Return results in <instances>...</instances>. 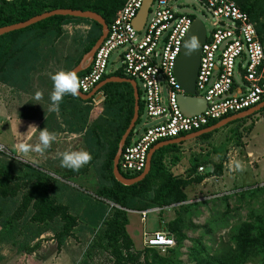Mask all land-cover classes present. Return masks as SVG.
<instances>
[{
	"label": "trees",
	"instance_id": "16d2710c",
	"mask_svg": "<svg viewBox=\"0 0 264 264\" xmlns=\"http://www.w3.org/2000/svg\"><path fill=\"white\" fill-rule=\"evenodd\" d=\"M125 1L0 0V27L55 9L91 10L110 24ZM236 2L249 14L264 45V0ZM79 24L89 25V28L84 31L74 29L72 33L65 28L67 25ZM101 34L102 25L97 21L55 15L0 36V84L5 85L16 97V105L22 106L23 102L33 98L36 91H40L42 97L39 101L27 103L28 106L33 104L29 109L33 111V115L42 118L46 123V126L42 123L40 129L45 127L51 131L50 119L59 117L58 121L54 119L56 128L51 131L56 137L62 132L83 134V143L92 157L91 160L78 171L67 169L68 173L61 177L69 180L72 176L92 168L99 178L96 197H93L53 177L38 164L13 158L0 159V247L9 245L17 252L32 253L38 247L40 237L48 231L53 232L58 246L61 247L71 236L78 219L83 218L89 229L95 233L83 263H87V258L92 259L97 253L108 252L112 264H184L180 255L184 240L189 239L184 231L188 227L186 219L189 220L193 214H200V207L207 203L188 202L185 189L189 185L201 183L210 175L221 176L224 160L211 161L208 157L204 159L198 156L185 166L177 157L179 145L171 144L154 153L150 172L143 180L133 185H124L114 177L113 164L118 143L134 113V92L128 82L105 84L99 90L104 94L103 106L95 109L91 99L83 100L78 95H65L57 112H49L45 107L52 90L51 75L61 69L71 71L76 67ZM83 72L78 73L77 78ZM110 76L126 77L122 70H118L107 74L103 79ZM82 103L88 104L87 107H83ZM25 106L21 109L24 110ZM139 106L140 116L126 140V146L131 143L144 114V104L140 99ZM21 109H18L17 116L25 114ZM220 120L222 119L210 122L205 128ZM242 120L245 118L238 121ZM215 131L205 133L199 138L207 141ZM238 136L242 138L241 132ZM210 164H213L212 170L198 174L199 167ZM120 173L125 178H134L142 172L131 173L120 168ZM57 183V192L60 194H51ZM263 191L264 186H256L243 189L238 194L242 200L247 199L250 206L254 203L255 196ZM228 198L225 196L221 199L225 205L222 216L213 215L212 220H207V224L202 227L210 235L218 227L226 229L230 226L228 238H222L215 248L206 246L201 237L190 238L193 246L188 248L189 258L193 264H264V199L260 208L253 207L246 219L232 225L230 216L234 218L236 213L231 214ZM168 206H173L177 213L175 219L168 224L169 231L176 235L177 240L173 247L167 249L169 254L161 255L156 248L151 247H145L141 251L135 249L127 230L128 211L153 208L162 210ZM3 260L4 255L0 252V262Z\"/></svg>",
	"mask_w": 264,
	"mask_h": 264
},
{
	"label": "built area",
	"instance_id": "2783aa9c",
	"mask_svg": "<svg viewBox=\"0 0 264 264\" xmlns=\"http://www.w3.org/2000/svg\"><path fill=\"white\" fill-rule=\"evenodd\" d=\"M192 1L203 8V17L209 19L210 28L204 25L206 40L195 81V95L205 99L207 106L203 112L188 116L178 103V96L184 91L175 66L193 20L200 19L195 14L196 6L189 4ZM144 2L125 1L108 24V32L90 64L78 78V89L84 94L93 91L107 74L118 70L136 82L139 99L144 104L143 117L154 122L141 119V133L136 131L131 143L122 150L119 166L131 173L145 170L149 151L157 143L200 131L214 120L264 101V45L249 14L236 0H184L183 3L153 0L143 27L137 29L135 20ZM113 55L120 65L109 70ZM96 94L92 101L94 108L104 100L103 92L98 90ZM147 212L139 211L142 220ZM145 243L156 249H168L176 244L173 237L162 231L153 233Z\"/></svg>",
	"mask_w": 264,
	"mask_h": 264
},
{
	"label": "rangeland",
	"instance_id": "374dc122",
	"mask_svg": "<svg viewBox=\"0 0 264 264\" xmlns=\"http://www.w3.org/2000/svg\"><path fill=\"white\" fill-rule=\"evenodd\" d=\"M183 3L184 0H179ZM189 1V0H185ZM191 5H195L197 11L195 12L197 17H200L203 24L206 28H210L209 19L203 17V8L196 2H189ZM191 5H189L191 7ZM193 10L192 7L190 9ZM84 24H82L83 26ZM86 28H89V25H84ZM84 26L82 28H77L79 31H84ZM66 28V27H65ZM72 30L67 29L69 33L73 32ZM112 64L109 67V70L119 67L120 62L117 60L116 55L112 57ZM98 94L94 96L91 100L93 101ZM16 97L11 94L8 88L5 85L0 84V140L2 141V134L6 129L7 132H10L9 135L12 136L13 133L16 134V139L22 138L23 131L24 136L27 135L28 131L32 128L35 121L32 118H35L33 111L29 110L31 106H28L31 102H34L33 98H29L26 102H23V105L26 108L23 110L21 107L16 105ZM29 103V104H27ZM92 107H93V102ZM83 107H87L88 104H81ZM98 106H103L102 102ZM46 108L49 107V101L46 103ZM94 108V107H93ZM103 108V107H102ZM101 108V109H102ZM12 109V110H10ZM18 109L24 111L25 114L17 116ZM95 109V108H94ZM31 111V112H30ZM57 114V113H56ZM28 115V116H26ZM13 117L12 120H7V117ZM19 119V120H18ZM144 122H154L147 120L145 117H141ZM244 119V118H243ZM54 120V118H53ZM64 120H62L63 122ZM142 123V122H141ZM9 125V129L6 126ZM32 125V126H30ZM46 126V123H44ZM30 126V127H29ZM53 126L56 127V121L54 120ZM29 127V128H28ZM64 127H67L66 125ZM143 124L141 126L137 125V133H141ZM13 131V132H12ZM52 131V130H51ZM39 132V131H38ZM242 134V138L238 136V133ZM74 133L71 147L66 146V140H62L59 144L53 142L50 144L49 148L44 152H34L30 151L27 154H22L18 149H13L12 146L4 145L0 143V154L5 156H0V159H17L24 162H31L33 164H38L42 166L46 171L50 173L53 177L58 178L60 181L68 183L72 187H76L82 191L87 192L90 196L96 197L95 191L98 186V175L92 168H88L87 171L82 174L72 176L69 180H65L61 176L64 173H68L66 168L60 167L59 164V154L69 150H80L87 148L83 143V134L82 132ZM58 137V136H57ZM56 137V138H57ZM38 135H34L33 132L28 137L27 144L35 147L38 143ZM56 143L58 144L57 148ZM178 148L177 157L180 160L182 165H189L195 157L200 156L201 158L211 159V161H218L219 159L224 160L223 174L210 175L205 178L201 183L189 185L186 187L185 191L188 195L189 202H207L205 205L200 207V214H193L190 219H186V226H188L184 231L187 233L189 239L184 240L183 248L181 249L182 254L180 255L181 260L184 264H193L194 262L188 256V248L193 246V242L190 238L201 237L204 244L210 248H215L217 243L222 239H227L229 236L230 226L227 228L218 227L211 231V234L208 235L202 227L207 224V220L211 219L213 215L218 217L222 216L223 211L225 210V205L221 200L223 197L227 196L228 203L231 208V214H235L234 218L230 216V223L233 225L240 220H244L248 217L250 209L260 208L262 201L264 199V191L259 193L254 198V203L249 206L246 202L247 199L242 200L239 197L238 192L243 189H252L256 186H264V178L256 179L253 183H250V176H241L232 181L231 174L235 171V162L239 159H242L244 162V157L246 150V144L251 145L255 144L256 146L264 148V110H260L249 117H246L245 120L235 122L219 128L218 131H215L214 134L207 140L201 139L199 137L185 140L180 143H176ZM171 145V144H169ZM168 146V145H166ZM165 147V146H164ZM56 148V149H55ZM4 157V158H3ZM245 163V162H244ZM255 164V163H254ZM213 164L205 165L203 170L198 169V174H204L207 171L213 169ZM58 170V171H56ZM59 173V175H57ZM186 173V172H184ZM259 182V184L254 183ZM55 186V185H54ZM59 189V183L52 189L51 194L60 193L57 192ZM59 193V194H58ZM64 194V192L62 193ZM230 194V196H228ZM111 205L113 203L109 202ZM178 206V205H176ZM175 207V206H174ZM162 211V212H161ZM128 219L130 224H128V233L131 234L133 240L135 241L134 247L137 250H143L148 246L145 243V240L149 239L153 233L156 231H162L167 236L173 237L175 243H177L176 235L169 231V222L173 221L177 216V213L173 206H168L163 208H154L153 210L148 209L147 217L145 220L141 219V214L139 211H128ZM192 222V224H191ZM194 225V226H193ZM194 227H196L194 229ZM52 231H48L43 234L38 243V247L32 253L17 252L14 247L9 245H4L0 247V252L4 255V260L0 264H82L89 244L93 240L95 233H93L88 225L84 222L83 218L78 219L76 227L73 229L71 236L65 242V245L59 247L57 240L54 238ZM34 243H37L35 241ZM161 255H168L167 249H157L156 250ZM143 259V258H142ZM141 259V260H142ZM83 264H112L111 256L108 252L102 254H95L93 258H87V263ZM252 264V263H248Z\"/></svg>",
	"mask_w": 264,
	"mask_h": 264
},
{
	"label": "water",
	"instance_id": "95a60500",
	"mask_svg": "<svg viewBox=\"0 0 264 264\" xmlns=\"http://www.w3.org/2000/svg\"><path fill=\"white\" fill-rule=\"evenodd\" d=\"M152 1L153 0H145L142 8L140 9L138 16L135 20V25H136L137 29H141L143 27ZM55 15H70V16H74V17L87 18V19L97 21L98 23H100L102 25V34L100 35V37L97 40V42L95 43V45L91 48V50L89 52L84 54V56L82 57L79 64L71 70L75 75H77L78 73L85 70L87 68V66L90 64L96 49L98 48L100 43L103 41V39L105 38V36L108 32V23L97 12H94L91 10L83 11V10H74V9H55V10H51V11H46L42 14L33 16V17H31L25 21L0 27V36L3 34L9 33V32L15 31V30H19V29L28 27L34 23H37L39 21H42L46 18L55 16ZM193 35H195L197 37L198 42H199V47L197 49L193 50L191 53L186 54V50L184 48V42L186 40H188L189 37H191ZM205 40H206V28H205L203 22L200 19L196 18L193 20L192 25H191V27H190V29H189V31H188L185 39H184L182 51L178 57V60L176 62V66H175V74H176L177 80H178L179 84L181 85V87L184 91L183 93H181L178 96V103H179L181 111L185 115H188V116L197 115V114L203 112L207 106V102L205 99L195 95V93H196L195 81H196L197 72H198L199 63H200V55H201L202 45H203ZM110 82H115V83L128 82L133 88L134 98H135L133 117L130 121L129 126L127 127L126 131L124 132V134L122 135V137L118 143V149H117L116 155L114 157V164H113V175H114V177L116 178L117 181H119L120 183H122L124 185H133V184L143 180L146 177V175L150 172V169H151L152 156L154 155V153L158 149H160L166 145H169V144L180 143V142L185 141V140L197 138V137H199L205 133L213 132V131H215V130L223 127V126H226L227 124H229L233 121L249 117L250 115H252V114L260 111L262 108H264V101H263L262 103L258 104L255 107H252V108L245 110L243 112L234 114L230 117L224 118V119L220 120L219 122H217L216 124H214L208 128H204L200 131H196V132L187 134V135L182 136V137H178L175 139H170V140H166V141H162V142L157 143L149 151L147 165H146L145 170L137 177L125 178L120 173L119 161H120V156H121L122 150L126 144V140L128 139L133 128L136 126V123H137L139 116H140V114H139V109H140L139 92H138L136 82L133 79H130L127 77L110 76L108 78L103 79L97 85V87L93 91H91L90 93L84 94L78 89L77 95L83 100L91 99L93 96L96 95L98 90H100L105 84L110 83Z\"/></svg>",
	"mask_w": 264,
	"mask_h": 264
},
{
	"label": "clouds",
	"instance_id": "9594fccd",
	"mask_svg": "<svg viewBox=\"0 0 264 264\" xmlns=\"http://www.w3.org/2000/svg\"><path fill=\"white\" fill-rule=\"evenodd\" d=\"M198 47H199V42L195 35L189 37V39L184 42V48L186 50V54L191 53L193 50L197 49ZM50 79L52 80V90L48 96V101H49L48 111L57 112L59 111V105L62 98L65 95L76 96L80 84L77 76L70 70L69 71H65L63 69L58 70L57 72L51 75ZM41 97H42V93L40 91H36L34 93L33 99L35 101H39ZM55 140H56V134L44 127L39 131L38 134L39 142L35 145V147H32L29 144L20 143L19 151L22 154H27L30 151L42 153L46 149H48L50 144L55 142ZM91 158L92 157L90 153L84 149L69 150L59 154V164L60 167L70 169L75 172L78 171L84 165L88 164ZM235 166L237 170L241 168V164L239 162H237Z\"/></svg>",
	"mask_w": 264,
	"mask_h": 264
},
{
	"label": "crops",
	"instance_id": "0c3cea01",
	"mask_svg": "<svg viewBox=\"0 0 264 264\" xmlns=\"http://www.w3.org/2000/svg\"><path fill=\"white\" fill-rule=\"evenodd\" d=\"M72 26L73 25H67L66 28L72 30ZM83 26H82V24H79V25L73 26L74 27L73 29H75V30H77V28H82L83 29ZM85 29H86V27L84 26V30ZM12 118L13 117L8 116L7 120L10 121V120H12ZM54 119L58 121L60 118L59 117H55ZM32 120L35 121V123L33 125L35 127H32L30 129V131H28L26 136H24V131H23L22 138L16 139V137H15L16 134L13 133V135L10 136L9 135L10 132H7L6 129H5L3 134H2V137H1L2 141L0 140V143H2L4 145L12 146L13 149H18L19 150V144L20 143L27 144L28 137L30 136V134L33 132L34 135L35 134L38 135L39 134L38 131H39L41 125L44 124V122H43L44 120L42 118L38 117V116H36L35 118H32ZM49 123H50L49 124V129L53 131V129L56 128V127L53 126L54 120L50 119ZM6 128L9 129L10 128L9 125H7ZM73 136H74V133H72V132H62V133L58 134V137L56 138L55 142H57L59 144L64 139H65V141L68 140V141H66V143H68V144H66V146L68 145V147L70 148L71 144H72L71 142L74 139ZM57 143H56V145H54V146H56V148L58 147ZM242 157L245 158L244 159L245 163L242 161V159H239V160H237L235 162V165H236L237 162H239L241 164V168L239 170H237V168L235 166V171L231 174L232 181L234 179H237L238 177L247 176V175L251 177V179L249 180L250 183H253V181L256 180V179L264 178V148L263 147H260V145L256 146L255 144L254 145L252 144L251 147H250L249 144H246L245 154ZM254 183L259 184V182H254ZM129 224H130V222H129ZM127 230H128V228H127ZM130 236H131V234H130ZM131 238H132V236H131ZM133 242L135 244L134 240H133Z\"/></svg>",
	"mask_w": 264,
	"mask_h": 264
},
{
	"label": "bare ground",
	"instance_id": "6f19581e",
	"mask_svg": "<svg viewBox=\"0 0 264 264\" xmlns=\"http://www.w3.org/2000/svg\"><path fill=\"white\" fill-rule=\"evenodd\" d=\"M162 244H165V243H161V245H162Z\"/></svg>",
	"mask_w": 264,
	"mask_h": 264
}]
</instances>
